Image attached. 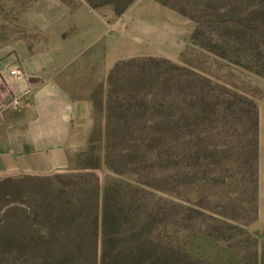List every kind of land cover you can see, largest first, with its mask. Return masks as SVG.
Instances as JSON below:
<instances>
[{
    "label": "rangeland",
    "instance_id": "1",
    "mask_svg": "<svg viewBox=\"0 0 264 264\" xmlns=\"http://www.w3.org/2000/svg\"><path fill=\"white\" fill-rule=\"evenodd\" d=\"M12 69L20 72L19 79L9 74ZM55 93L72 103L87 96L98 130L110 96L113 124L130 123L136 130L137 152L123 153L127 156L118 163L111 158L109 165L95 131L91 149L87 144L76 153L70 172L86 166L90 182L129 184L137 190L136 204L156 207L168 264H232L227 240L236 234L225 224L234 198H253V213H246L242 230L259 251L264 241V0H0V134L5 128L23 129L40 112L49 115ZM42 96V103L31 101ZM130 115L136 118L126 121ZM147 126L171 132L149 147ZM119 141L113 140L117 148L109 147L115 160ZM253 142L254 172L246 177L253 183L238 195L236 181L242 177L232 178L234 152L241 144L247 158ZM215 168L223 176L213 173ZM14 185H0V238L6 235L7 210L42 198L36 186ZM247 246L239 254L245 255Z\"/></svg>",
    "mask_w": 264,
    "mask_h": 264
},
{
    "label": "trees",
    "instance_id": "2",
    "mask_svg": "<svg viewBox=\"0 0 264 264\" xmlns=\"http://www.w3.org/2000/svg\"><path fill=\"white\" fill-rule=\"evenodd\" d=\"M117 68L116 64L110 71L108 86ZM109 99L110 96L105 101L103 123L99 130L93 120L87 146L88 151L94 142L95 131H98L103 142V162L106 165L110 164L111 158L114 163H118L131 150L137 152L138 149L132 138L136 131L133 126L130 123L119 126L113 124L116 110L108 107ZM190 113L192 118L193 113ZM174 117L173 114L170 120L173 121ZM133 118L136 117L130 115L126 121ZM187 128L182 129L187 131ZM146 129L149 147H154L157 139L163 140L171 132V129L160 132L155 126H147ZM188 135L192 137V133ZM117 138L120 141L115 160L108 156V152L109 147L117 148L113 143ZM234 154L236 157L232 163L236 171L232 178L242 177L236 181L241 185L239 195L246 192L241 190L244 185L253 183L252 180L247 181L246 177L250 174L252 176L254 172L255 142L251 143L247 158L243 157L244 148L241 144ZM68 172L61 177L5 176L0 181L1 186L8 187L16 183L14 187L18 189L19 185L22 188L36 186L42 192V198H31L27 206L24 205L26 208L12 206L7 210L2 228L6 235L0 238V264H168V245L162 238L163 230L158 229L163 226V219L156 207L145 203L136 204L134 192L137 190L129 184H117L109 180H104L101 185L96 181L90 182L89 176L92 175L86 166ZM212 172L219 176L225 173L218 168ZM228 209L230 213L226 218L229 221L225 219V228L233 235L236 234L227 240L231 243H228L227 249L234 259L231 263L264 264V241L258 251L256 241L250 242L242 230L248 224L246 213H253V198L252 201L243 202L234 198L228 204ZM245 245L249 246L243 250L246 254L242 256L239 250L244 249ZM248 248H253V251Z\"/></svg>",
    "mask_w": 264,
    "mask_h": 264
},
{
    "label": "crops",
    "instance_id": "3",
    "mask_svg": "<svg viewBox=\"0 0 264 264\" xmlns=\"http://www.w3.org/2000/svg\"><path fill=\"white\" fill-rule=\"evenodd\" d=\"M43 98L31 101L42 103ZM49 101V115L40 112L23 129L1 131L0 176H47L74 168L75 155L87 146L92 127L88 98L72 103L55 93Z\"/></svg>",
    "mask_w": 264,
    "mask_h": 264
},
{
    "label": "built area",
    "instance_id": "4",
    "mask_svg": "<svg viewBox=\"0 0 264 264\" xmlns=\"http://www.w3.org/2000/svg\"><path fill=\"white\" fill-rule=\"evenodd\" d=\"M9 74L13 77H15L16 79H19L20 76V72L17 69H12L9 71Z\"/></svg>",
    "mask_w": 264,
    "mask_h": 264
}]
</instances>
